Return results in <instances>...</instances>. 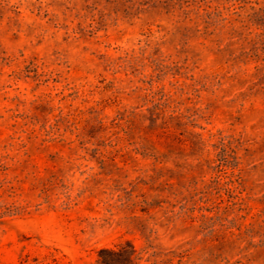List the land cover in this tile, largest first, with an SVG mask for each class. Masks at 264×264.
Segmentation results:
<instances>
[{"label":"rangeland","instance_id":"1","mask_svg":"<svg viewBox=\"0 0 264 264\" xmlns=\"http://www.w3.org/2000/svg\"><path fill=\"white\" fill-rule=\"evenodd\" d=\"M264 264V0H0V264Z\"/></svg>","mask_w":264,"mask_h":264},{"label":"trees","instance_id":"2","mask_svg":"<svg viewBox=\"0 0 264 264\" xmlns=\"http://www.w3.org/2000/svg\"><path fill=\"white\" fill-rule=\"evenodd\" d=\"M136 249L127 242L117 248H103L99 252V264H135Z\"/></svg>","mask_w":264,"mask_h":264}]
</instances>
